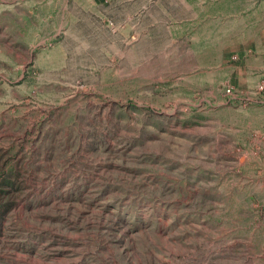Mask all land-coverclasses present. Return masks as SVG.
I'll use <instances>...</instances> for the list:
<instances>
[{
  "label": "rangeland",
  "instance_id": "obj_1",
  "mask_svg": "<svg viewBox=\"0 0 264 264\" xmlns=\"http://www.w3.org/2000/svg\"><path fill=\"white\" fill-rule=\"evenodd\" d=\"M0 264H264V0H0Z\"/></svg>",
  "mask_w": 264,
  "mask_h": 264
}]
</instances>
